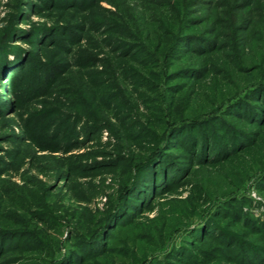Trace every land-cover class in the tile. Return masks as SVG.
<instances>
[{
    "label": "rangeland",
    "instance_id": "rangeland-1",
    "mask_svg": "<svg viewBox=\"0 0 264 264\" xmlns=\"http://www.w3.org/2000/svg\"><path fill=\"white\" fill-rule=\"evenodd\" d=\"M177 258L264 264V0H0V264Z\"/></svg>",
    "mask_w": 264,
    "mask_h": 264
},
{
    "label": "trees",
    "instance_id": "trees-1",
    "mask_svg": "<svg viewBox=\"0 0 264 264\" xmlns=\"http://www.w3.org/2000/svg\"><path fill=\"white\" fill-rule=\"evenodd\" d=\"M249 148H239V151H236V152H230L229 154H227L226 153V155L225 156H222V158H218V159H216V160H213V161H211V163L212 162H214V163H218L217 161H220L221 159L222 160H228V159H231V160H235V159H237L238 157H241V155H250V153H249ZM243 153V154H240V153ZM242 161L240 160V163H241ZM243 164V163H242ZM129 213V211L127 210V208L124 210V214H128ZM222 218L221 217H216L214 220H221ZM185 248H187V247H185ZM196 257L199 259V261L200 262H202V263H206V260H205V257H203V256H197L196 255ZM178 259V261H179V263H175V262H170V261H168V263L169 264H189L186 260H181V259H179V258H177ZM111 264H112V262H111Z\"/></svg>",
    "mask_w": 264,
    "mask_h": 264
}]
</instances>
